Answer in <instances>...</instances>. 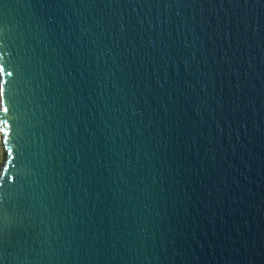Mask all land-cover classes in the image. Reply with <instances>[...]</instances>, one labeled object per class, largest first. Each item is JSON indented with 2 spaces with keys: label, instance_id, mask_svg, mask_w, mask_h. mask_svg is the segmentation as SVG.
I'll use <instances>...</instances> for the list:
<instances>
[{
  "label": "water",
  "instance_id": "1",
  "mask_svg": "<svg viewBox=\"0 0 264 264\" xmlns=\"http://www.w3.org/2000/svg\"><path fill=\"white\" fill-rule=\"evenodd\" d=\"M0 28L3 264H264V0H3Z\"/></svg>",
  "mask_w": 264,
  "mask_h": 264
},
{
  "label": "snow or ice",
  "instance_id": "2",
  "mask_svg": "<svg viewBox=\"0 0 264 264\" xmlns=\"http://www.w3.org/2000/svg\"><path fill=\"white\" fill-rule=\"evenodd\" d=\"M0 2H3V0H0ZM0 32H2V28H0ZM0 50H2V44H0ZM13 73L11 71H5L3 63H0V113L3 114V116H0V133L3 134L5 138L8 137L10 134V124L8 119L5 117L9 113V106L7 102L4 99L5 89L3 85L8 83V80L5 79V77H11ZM10 152V150H9ZM3 163L2 159V150H0V164ZM7 179H13L12 177H8ZM2 187V185H0ZM3 196H0V264H3V251L6 246H11V230L9 227V224H6L7 217L3 212ZM7 237V239H6Z\"/></svg>",
  "mask_w": 264,
  "mask_h": 264
}]
</instances>
